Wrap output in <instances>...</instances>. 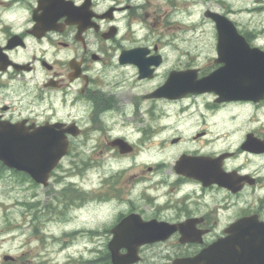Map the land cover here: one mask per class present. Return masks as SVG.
Masks as SVG:
<instances>
[{"label":"flooded vegetation","instance_id":"obj_1","mask_svg":"<svg viewBox=\"0 0 264 264\" xmlns=\"http://www.w3.org/2000/svg\"><path fill=\"white\" fill-rule=\"evenodd\" d=\"M184 6L0 0V125L39 129L43 151L52 131L65 149L42 183L15 169L0 176L42 189L40 227L51 238H106L107 264L113 237L124 264H196L236 223L247 222L248 234L264 228V118L241 108L264 109V96L159 92L171 72L195 67L175 53L184 44L142 29L168 24Z\"/></svg>","mask_w":264,"mask_h":264},{"label":"rangeland","instance_id":"obj_2","mask_svg":"<svg viewBox=\"0 0 264 264\" xmlns=\"http://www.w3.org/2000/svg\"><path fill=\"white\" fill-rule=\"evenodd\" d=\"M207 9L232 11L231 19L239 32L250 37V45L264 49V0H186L184 8L170 15L168 24L144 28L142 33L175 39L173 44L185 45L175 53L186 52V67L212 71L217 67V34L213 22L204 15ZM170 114L175 116L174 111ZM244 116L264 118V109L248 108ZM1 176L0 264H11L3 261L4 254L21 256L27 264H107L103 258L106 238L92 234L51 238L40 227V202L45 199L42 189L23 185L19 176L10 177L5 172ZM26 201L32 204L27 207Z\"/></svg>","mask_w":264,"mask_h":264},{"label":"water","instance_id":"obj_3","mask_svg":"<svg viewBox=\"0 0 264 264\" xmlns=\"http://www.w3.org/2000/svg\"><path fill=\"white\" fill-rule=\"evenodd\" d=\"M205 14L215 22V62L221 65L202 78H197V69L173 71L159 92H170L174 96L214 92L220 101L258 100L264 96V50L251 47L225 15L211 11ZM41 136L39 129L28 133L21 126L0 125V162L8 168L26 171L37 182H43L65 149L59 144L60 137L48 131L43 135V140L47 143L46 151H43L39 146ZM246 224L247 222L236 223L234 228L229 229L227 237L219 239L191 262L204 264L202 259L206 255L213 264L216 261L221 264H264V228L258 227L248 234L243 232ZM120 239L121 237H114L110 243L113 264L125 262L116 252L115 245ZM216 254H221L225 259H216ZM3 259L7 261L13 257L4 255Z\"/></svg>","mask_w":264,"mask_h":264},{"label":"bare ground","instance_id":"obj_4","mask_svg":"<svg viewBox=\"0 0 264 264\" xmlns=\"http://www.w3.org/2000/svg\"><path fill=\"white\" fill-rule=\"evenodd\" d=\"M243 110H246L247 111V109L249 108L248 106H245V107H241Z\"/></svg>","mask_w":264,"mask_h":264},{"label":"trees","instance_id":"obj_5","mask_svg":"<svg viewBox=\"0 0 264 264\" xmlns=\"http://www.w3.org/2000/svg\"><path fill=\"white\" fill-rule=\"evenodd\" d=\"M1 166V165H0ZM3 166L0 167V169H4V167L2 168Z\"/></svg>","mask_w":264,"mask_h":264}]
</instances>
